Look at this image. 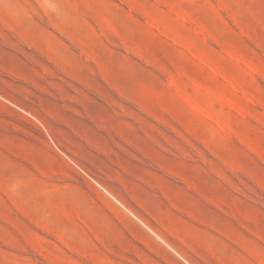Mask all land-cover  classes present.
Here are the masks:
<instances>
[{
  "label": "rangeland",
  "instance_id": "obj_1",
  "mask_svg": "<svg viewBox=\"0 0 264 264\" xmlns=\"http://www.w3.org/2000/svg\"><path fill=\"white\" fill-rule=\"evenodd\" d=\"M0 264H264V0H0Z\"/></svg>",
  "mask_w": 264,
  "mask_h": 264
},
{
  "label": "bare ground",
  "instance_id": "obj_2",
  "mask_svg": "<svg viewBox=\"0 0 264 264\" xmlns=\"http://www.w3.org/2000/svg\"><path fill=\"white\" fill-rule=\"evenodd\" d=\"M194 106L196 107V108H198V109H200L202 112H204L201 108H200V106L199 105H197V104H194Z\"/></svg>",
  "mask_w": 264,
  "mask_h": 264
}]
</instances>
